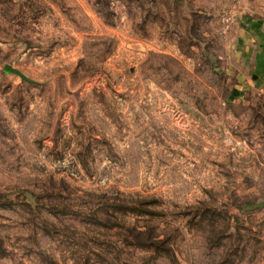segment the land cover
<instances>
[{
    "label": "rangeland",
    "instance_id": "374dc122",
    "mask_svg": "<svg viewBox=\"0 0 264 264\" xmlns=\"http://www.w3.org/2000/svg\"><path fill=\"white\" fill-rule=\"evenodd\" d=\"M0 264H264V0H0Z\"/></svg>",
    "mask_w": 264,
    "mask_h": 264
},
{
    "label": "water",
    "instance_id": "95a60500",
    "mask_svg": "<svg viewBox=\"0 0 264 264\" xmlns=\"http://www.w3.org/2000/svg\"><path fill=\"white\" fill-rule=\"evenodd\" d=\"M3 71L7 74H14V75H17L21 80L23 81H28V79H26L19 71L13 69L12 67L10 66H5L3 68Z\"/></svg>",
    "mask_w": 264,
    "mask_h": 264
},
{
    "label": "trees",
    "instance_id": "16d2710c",
    "mask_svg": "<svg viewBox=\"0 0 264 264\" xmlns=\"http://www.w3.org/2000/svg\"><path fill=\"white\" fill-rule=\"evenodd\" d=\"M137 235H141L142 233L141 232H138V233H136Z\"/></svg>",
    "mask_w": 264,
    "mask_h": 264
}]
</instances>
